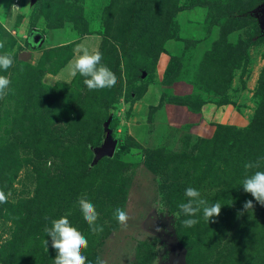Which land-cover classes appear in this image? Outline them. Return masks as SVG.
<instances>
[{
  "label": "rangeland",
  "instance_id": "rangeland-1",
  "mask_svg": "<svg viewBox=\"0 0 264 264\" xmlns=\"http://www.w3.org/2000/svg\"><path fill=\"white\" fill-rule=\"evenodd\" d=\"M263 1L0 0V55L14 61L0 70L11 81L0 99V264H54L44 229L63 216L87 238L90 264H161L164 234L187 264H264V206L239 215L252 200L243 180L264 171V36L245 15ZM88 40L113 87L57 76ZM108 133L116 149L101 157ZM188 187L221 203L214 223L201 211L183 225ZM81 196L103 232L90 230Z\"/></svg>",
  "mask_w": 264,
  "mask_h": 264
},
{
  "label": "clouds",
  "instance_id": "clouds-1",
  "mask_svg": "<svg viewBox=\"0 0 264 264\" xmlns=\"http://www.w3.org/2000/svg\"><path fill=\"white\" fill-rule=\"evenodd\" d=\"M16 8L15 6H13ZM4 47L3 42H0V49ZM81 52L78 58L71 65L72 76L79 73L85 77L84 84L90 91L111 88L117 83V77L114 72L103 61V53L98 49L89 51L86 46L80 45L77 49ZM13 58L5 53L0 55V70L7 71L13 64ZM10 79L7 76L0 75V99H3L7 94ZM261 161L248 162L244 165L245 169L260 168ZM242 187L245 193L251 195L252 200L245 201L242 206V211L239 215H243L249 209H254L253 200L264 206V171H255L251 176H247ZM187 202L178 205L180 213L189 217L183 220V225L186 228L194 227L199 223L195 217L202 211L203 218L207 223L215 222V218L221 214L222 205L216 201L209 205L208 201L201 198V193L193 188L188 187L185 190ZM7 196L3 191H0V203H5ZM79 208L82 212L84 220L89 225L90 230L95 233L103 232V227L97 223L99 214L96 211L95 205L89 201L86 196H81L78 200ZM114 218L118 221L121 227H127V222L130 219L128 213L123 208H117L114 213ZM47 219V217H46ZM159 230V229H158ZM46 235L51 238V248L56 251V256L53 260L54 264H90L84 252L88 249L87 238L75 227L70 224L66 216L51 221V227L44 229ZM46 247L49 244L48 240L44 241ZM169 256L158 257V261H168ZM96 264H106V261L101 257L96 258Z\"/></svg>",
  "mask_w": 264,
  "mask_h": 264
},
{
  "label": "water",
  "instance_id": "water-1",
  "mask_svg": "<svg viewBox=\"0 0 264 264\" xmlns=\"http://www.w3.org/2000/svg\"><path fill=\"white\" fill-rule=\"evenodd\" d=\"M245 15L256 20L260 34L264 36V1L250 11L245 12ZM142 77H145V72L142 73ZM115 149L116 145L112 140L110 133H108L104 139L103 145L100 148V156L112 157ZM162 237L168 249L169 259L168 261L161 264H187V250L185 247L180 245L174 238L169 237L166 234H164Z\"/></svg>",
  "mask_w": 264,
  "mask_h": 264
},
{
  "label": "crops",
  "instance_id": "crops-1",
  "mask_svg": "<svg viewBox=\"0 0 264 264\" xmlns=\"http://www.w3.org/2000/svg\"><path fill=\"white\" fill-rule=\"evenodd\" d=\"M81 45H96V44H94V42L93 41H87V43H82ZM80 54H78V55H75V56H73V58H71L63 67V69H61L60 70V72H58L59 74L57 75V76H59V75H61V74H64L65 72H67L69 69L71 70V65L74 63V61H75V59L76 58H78V56H79ZM56 78H58V77H56Z\"/></svg>",
  "mask_w": 264,
  "mask_h": 264
},
{
  "label": "trees",
  "instance_id": "trees-1",
  "mask_svg": "<svg viewBox=\"0 0 264 264\" xmlns=\"http://www.w3.org/2000/svg\"><path fill=\"white\" fill-rule=\"evenodd\" d=\"M125 149L123 147L119 148V152H123Z\"/></svg>",
  "mask_w": 264,
  "mask_h": 264
}]
</instances>
